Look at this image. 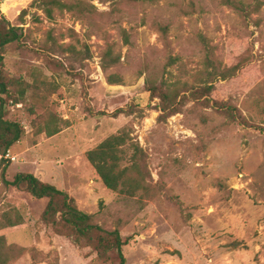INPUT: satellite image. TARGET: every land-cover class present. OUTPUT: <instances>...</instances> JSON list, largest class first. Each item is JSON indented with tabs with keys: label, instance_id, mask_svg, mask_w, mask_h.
<instances>
[{
	"label": "rangeland",
	"instance_id": "1",
	"mask_svg": "<svg viewBox=\"0 0 264 264\" xmlns=\"http://www.w3.org/2000/svg\"><path fill=\"white\" fill-rule=\"evenodd\" d=\"M81 1L94 8L51 21L34 0H0V19L23 29L21 43L8 47L5 74L28 83L20 104L1 96L4 119L25 131L0 155V237L22 249L12 264H103L90 248L44 225L47 200L31 196L26 185L7 184L20 173L68 193L99 225L119 231L126 264H264V0H237L251 10L260 6L248 18L222 0ZM154 22L170 27V49ZM121 27L133 29L134 46L124 44ZM201 35L224 67L242 69L213 81L210 104L190 101L160 121V100L151 99L146 78L196 85L205 57ZM107 43L122 54L110 71L122 85H110L101 67ZM170 57L178 61L172 67ZM49 84L57 89L53 96ZM216 103L258 128L230 119ZM119 110L127 113L116 116ZM54 117L69 127L42 134ZM124 129L149 156L147 190L134 196L108 189L87 158ZM5 214H19L24 224L6 227Z\"/></svg>",
	"mask_w": 264,
	"mask_h": 264
},
{
	"label": "trees",
	"instance_id": "2",
	"mask_svg": "<svg viewBox=\"0 0 264 264\" xmlns=\"http://www.w3.org/2000/svg\"><path fill=\"white\" fill-rule=\"evenodd\" d=\"M160 0H113L118 4L126 5L137 4H157ZM222 3L234 9L240 16L248 18L252 12L259 10L260 6L251 10V7L244 2L237 0H222ZM33 6L39 11H43L48 20L53 21L57 14L72 13L78 11L80 14L90 12L93 5L81 0H34ZM35 17V16H34ZM39 21V17H37ZM143 26L147 21L143 19ZM152 28L160 34L165 48L170 49V27L161 22H154ZM133 29L119 28V33L126 46H134ZM23 29L14 27L10 22L2 17L0 19V155L5 157L7 152L17 144L23 137L24 127L15 122L4 119L6 111V99L2 95H7L15 104H20L26 98L27 86L23 80L8 78L5 74V60L8 47L15 43H21ZM200 39L205 49L203 69L197 73L196 85L180 78L175 81L157 80L154 75L146 78V88L150 93L151 99H159V109L161 115L160 121H165L169 117L180 114L182 107L190 101H204L210 104L209 95L212 93L214 80H227L233 78L242 69L239 63L233 67H224L217 59L215 48L209 43L208 39L201 35ZM122 61V54L117 51L116 46L107 43L101 54V67L107 75V81L110 85H122L123 81L117 74L110 71L117 67ZM177 58L170 57L167 64L172 67L177 63ZM166 71V68H165ZM35 77H38L34 73ZM16 88L18 94L12 93ZM47 89L52 90V96L56 94L54 85H47ZM219 107L226 111L230 119L240 122L248 127L251 125L246 117H243L234 107ZM127 113L125 110H119L116 116ZM61 125H67L66 120H59L54 117L51 121L44 124L40 132L53 137L62 132ZM89 162L94 166L104 185L112 190L134 196L141 190L146 191V182L149 174L148 164L149 156L139 142H134L127 129L122 130L116 135H112L104 140L96 149L87 153ZM6 170V169H4ZM7 184L21 188L26 185V191L37 199L47 200L46 208L41 216L44 225L54 232L72 242L79 248H90L97 254V261L103 264L117 262V264H126V258L123 254V248L127 242L123 240L119 231H109L99 225L92 214L83 212L76 200L68 193L58 189L54 185L39 180L32 174H18L13 182ZM3 225L12 228L24 224V220L18 214L14 217L5 214ZM22 249L15 246H9L4 237H0V264H12L21 254ZM113 255H116L114 260Z\"/></svg>",
	"mask_w": 264,
	"mask_h": 264
}]
</instances>
